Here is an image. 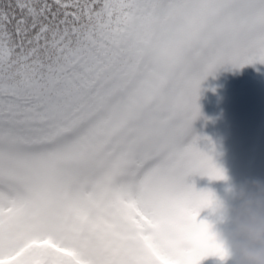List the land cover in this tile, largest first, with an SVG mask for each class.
<instances>
[{
    "label": "snow or ice",
    "instance_id": "1",
    "mask_svg": "<svg viewBox=\"0 0 264 264\" xmlns=\"http://www.w3.org/2000/svg\"><path fill=\"white\" fill-rule=\"evenodd\" d=\"M264 63V0H0V264H200L227 180L202 82Z\"/></svg>",
    "mask_w": 264,
    "mask_h": 264
},
{
    "label": "rangeland",
    "instance_id": "2",
    "mask_svg": "<svg viewBox=\"0 0 264 264\" xmlns=\"http://www.w3.org/2000/svg\"><path fill=\"white\" fill-rule=\"evenodd\" d=\"M232 89H237L233 91ZM200 115L194 121V135L200 146H210L216 163L225 169L230 180H211L199 174L190 176L197 190L210 188L220 195L230 191L232 183L250 179L251 167L259 165L260 179H264V63L243 67L226 65L202 82L198 99ZM205 122L201 135L199 123ZM209 218L203 210L200 218ZM200 264L225 263L210 256Z\"/></svg>",
    "mask_w": 264,
    "mask_h": 264
},
{
    "label": "clouds",
    "instance_id": "3",
    "mask_svg": "<svg viewBox=\"0 0 264 264\" xmlns=\"http://www.w3.org/2000/svg\"><path fill=\"white\" fill-rule=\"evenodd\" d=\"M204 210H208L226 253L219 259L264 264V179L232 183L229 192L216 193Z\"/></svg>",
    "mask_w": 264,
    "mask_h": 264
}]
</instances>
